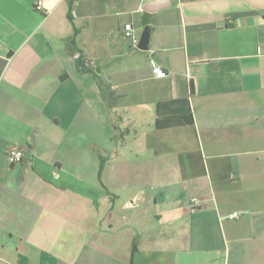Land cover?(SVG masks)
<instances>
[{
	"label": "crops",
	"instance_id": "obj_1",
	"mask_svg": "<svg viewBox=\"0 0 264 264\" xmlns=\"http://www.w3.org/2000/svg\"><path fill=\"white\" fill-rule=\"evenodd\" d=\"M38 1L0 0V264H264V0H163L145 51L155 0Z\"/></svg>",
	"mask_w": 264,
	"mask_h": 264
},
{
	"label": "built area",
	"instance_id": "obj_2",
	"mask_svg": "<svg viewBox=\"0 0 264 264\" xmlns=\"http://www.w3.org/2000/svg\"><path fill=\"white\" fill-rule=\"evenodd\" d=\"M36 8L38 10H41L43 8V2L41 0L37 2ZM126 30H127V35L132 36L131 24L126 25ZM152 69L157 77H165L167 75L165 69L158 64L154 63ZM7 157L12 165L23 164L27 160V149L24 147H12L7 150ZM194 200L195 202L198 201V199L196 198ZM238 214L239 213H233L230 215V218L238 217Z\"/></svg>",
	"mask_w": 264,
	"mask_h": 264
},
{
	"label": "water",
	"instance_id": "obj_3",
	"mask_svg": "<svg viewBox=\"0 0 264 264\" xmlns=\"http://www.w3.org/2000/svg\"><path fill=\"white\" fill-rule=\"evenodd\" d=\"M163 0H155L145 6V11L147 12L144 16L143 23L145 25L144 31L142 33L141 39L138 44L140 50H148L150 48V38H151V27L149 25V15L150 13L159 11L165 6L162 3Z\"/></svg>",
	"mask_w": 264,
	"mask_h": 264
},
{
	"label": "trees",
	"instance_id": "obj_4",
	"mask_svg": "<svg viewBox=\"0 0 264 264\" xmlns=\"http://www.w3.org/2000/svg\"><path fill=\"white\" fill-rule=\"evenodd\" d=\"M79 64H80L81 68L84 67V62H82L81 60H79ZM97 78H98V80H99V83H100V86H101V89H102L103 93H105V95H106V94H107V93H106V88H105V86L103 85V82H102L101 78H100V77H97ZM101 165H102V164H101Z\"/></svg>",
	"mask_w": 264,
	"mask_h": 264
},
{
	"label": "rangeland",
	"instance_id": "obj_5",
	"mask_svg": "<svg viewBox=\"0 0 264 264\" xmlns=\"http://www.w3.org/2000/svg\"><path fill=\"white\" fill-rule=\"evenodd\" d=\"M142 20H143V19H142ZM122 151L125 152V157H129V156H128V155H129L128 152H126V151H127V148H126V147L122 148Z\"/></svg>",
	"mask_w": 264,
	"mask_h": 264
}]
</instances>
